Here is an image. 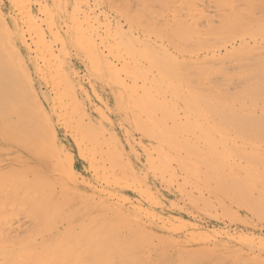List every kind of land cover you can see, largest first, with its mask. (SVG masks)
<instances>
[{
	"label": "rangeland",
	"instance_id": "374dc122",
	"mask_svg": "<svg viewBox=\"0 0 264 264\" xmlns=\"http://www.w3.org/2000/svg\"><path fill=\"white\" fill-rule=\"evenodd\" d=\"M41 1L42 0H29V1L28 0H9V2H8V0H0V16H1L0 19H3L4 21H6L9 25V27H7V28L3 26L0 33L2 35L5 34V35H3V38L9 37V42H8L9 46L8 47L6 46V47H7V49L12 48L9 50L8 56L10 57V60L13 62V64L15 63L14 64L15 70L16 71L18 70L20 72L19 75L23 76V77H21L23 80H26L29 78L28 80H26V82L29 81V83L30 82L34 83L37 90L39 91V92L37 91L38 92L37 95H35L33 97L30 95L31 97L28 96V98L26 97V99H27L28 103H30L29 109L38 113L39 121H41L40 125L42 126V128L40 127L41 129L39 131V133L41 135L38 136L39 142H40V147H42L40 149V151L42 153L41 168L43 169L44 165L49 166V163H51V164L53 163L52 164L53 169L55 167H59L56 159H59L60 156L65 154L66 151L68 153L72 154V158H71L72 167L76 172L75 173L70 172V162L68 161V159H65L66 161L63 163V166L61 168L62 169L61 172H58V170H57L56 172H52V173H50V175H48V176H50V178L52 180H54L53 183L55 184V186H54V184H53V186L51 184V187L49 189L50 194L52 195L55 193L54 197H58L57 199L61 200L62 194L67 192V190H68L69 191V192H67L68 196H72V194L75 197L78 196V194H80V195L84 194L85 197H87L89 195H93L96 199H98V197L106 199L108 203L111 202V200H110V198H111L112 202L110 204H116V202L118 201V204L121 205L122 207H118L119 209H117L118 211H116V212L120 213V216L122 218V222H124L123 226L126 225L125 229H123L124 231H127L128 229H130L128 226L134 225L137 227V231L141 232L142 229H144L143 227L146 226L148 228L147 232H149V234L151 233V235H152V233L153 234L157 233L158 237H159V235H162V236L164 235L163 237L167 236L169 239V244H167L166 246L160 245L163 237L160 238L159 241L157 238H155L153 236L151 237V235L149 236V237H151V239L148 238L145 235V233L148 234L146 232L147 228L145 227L143 237H144V235L147 237V239H146L147 243L149 242V240H151V242L148 244L149 246L144 247V248H148V247L150 248V247H154V246L155 247L156 246H162V247H165L164 252H166L168 254L170 253L169 255L176 254V255L181 256V257L182 256L183 257L190 256V255L193 256L194 254H190V253L195 252L198 254L197 258H200V257H202V254H203L204 256L202 258H200L201 260L199 262L197 261L196 264H201V263L202 264H212V262H214L216 260L219 261L218 258H220L219 262H221V263L217 262L218 264H227V263L228 264H237L239 262L242 263L244 260L243 259L244 257H245V259L247 258L248 261H250L251 260L250 257L252 256V253H251L252 248H255L258 251L257 255L259 256L257 259V264L258 263L263 264L264 263V257H260V256L262 254H264V248H263L264 247V207L261 205V203L258 204V206H257L258 209L256 207H254L256 212L260 214L257 216V213H255V211L253 210V207H251V205H250L252 203L251 199H250V197L252 198L251 190L248 188H247V190H245L249 196L246 195L247 193L245 194V192H243V189L240 191L236 190L237 191L236 192L237 193L236 202H230L226 199V197L222 198L218 195L217 198L224 201L223 203H225V206L227 207L226 208L223 205V203L215 197L216 195L214 196L213 194H211L212 193L211 183L209 182L206 185H203V180H201V178H202V175L204 176V172L192 170V168H190V166L193 165V163H196V160H194V157H196V155H197L196 158L200 159V157L202 155L201 150H203V147L198 146L197 147L198 151L197 150L185 151V153H187L186 160L190 165L187 164L189 166V168L187 166L186 167L187 169H183L174 159L167 160L164 162V160H159L158 158H156L158 151L156 149L153 150L152 147L149 146L150 144H148V143H150L151 140H149V135L145 131V127L148 128L149 130H151L153 135L155 134L158 137H162L164 134V131L166 130L167 123L172 128H173V126H176L177 123L179 125H182V126H188V124H189V125L193 126L194 129L196 126H199L201 116L197 113V108L199 107V105H201V102L198 103V100H196L195 97H197V99H198L199 93L204 94L203 93L204 91H200L199 86H198V88H195V89L193 88L195 86V85L192 86L193 82H195L194 79L197 77H195V78L193 77L194 79L191 78V80L192 79L194 80L192 82V85H191L192 87L188 83L189 79L187 78V76H186V78L188 80L185 78V80H187V81H185V83H184V79H182L184 76L182 75L183 77H181V74L185 75V73H181L182 70L180 72L179 67L182 66V69H185L184 64L186 67V63L188 64L191 62V65H190L191 68L193 65L195 67V68L191 69V71H194L193 74L195 76H201L200 80L203 81V84L204 83L206 84L209 81L208 80L209 76L212 74V73H210V72H212L210 69L212 67L208 68L209 73L207 71H205L204 73H202L203 71H200L202 74H204L203 75L204 78H206L210 74L206 78V80L204 81L203 80L204 78L202 77V75H199V70H198L199 68L197 66L204 64L205 60L203 61L202 59L208 58L205 62L207 65L210 64L209 66H213L212 69L215 68L214 71H216V67L219 66L218 71H220L219 69H221V71L223 69V71H224L225 70L224 67H226V68L228 67V70L230 69V70H232V72L226 73V75L224 76L225 78L220 77L221 80L218 79L219 74L215 75V78H214L215 82L217 81L216 77L218 76V78H217L218 81L219 80L222 82H223V80L226 81L225 83L223 82L224 84H226L225 86L223 83H222V85H219L220 84L219 83L217 87H215L214 85H208V86L205 85L206 88L207 89L211 88L212 91L214 89H217L216 91L219 92V90L220 89L222 90L223 87H224V89H227L225 87L228 86V84H229L228 87L230 89V83H228L229 82L228 77L230 76V74L233 73L232 67H234V70L238 68L237 66H236L237 68L235 67V64L237 65V63H238V65H240L241 62L246 63L249 61V62H252V66H253L254 63H258V62H256V58H257L256 56H255V58L252 56L253 57L252 61H250V60L247 61L245 56H242V57H244V58H242L244 60L240 61V58H239L238 59L239 62L238 61L236 62L237 58L231 57L230 56L231 54L229 55V53L233 52L235 47H236V50H238L240 47H242L240 45V42H239L240 38H242V37H237L239 35L244 36L246 39H248V42L246 43L247 46L245 45V48L246 47L247 48L243 51V53L245 51H246L245 53H247V51H248V53H250L251 52L250 50H252L251 47L255 46V49H256V45H260L261 47H263L262 45L264 44L263 43L264 42V36H263L264 35V14H263L264 13V6H263L264 4L263 5L260 4L259 1H261V3H262V1L264 2V0H259V1L256 0L255 1L256 5H257V2H259L258 3L259 7L257 6L258 8L255 7V5L251 2V4L254 6V9H251L252 14H254V15H251L250 9H249L250 10L249 12H248V10H246L247 14L243 12V10L250 8V7L246 8V5L249 4V0H244V1L243 0H239V1L238 0H233V1L232 0H216V2L218 1L217 4H219L222 7V9H224L225 13L230 12V17L232 16V18H230L228 15L227 16L229 19L233 20L232 22H234L235 25L237 23L236 18L239 19V23H237V27L238 26H241V27H240V29L238 28V32L235 29V28H237V27H235V25H232V26L229 25V24H234V23H229L228 22L229 20H227V22H226L227 16L226 17L224 16L225 18H222V19H220V17L218 18L216 16V18H215V16H213V13L211 12L214 9V6L212 5V0H203L207 10L210 11V12L208 11L210 13L208 15L213 16V18L208 17L209 19L207 18V16H205L207 11L202 12V14H201V12H199L198 10H194V11H190V12L187 10L188 6L192 7L193 4L199 5L198 2L200 0H191V1L190 0H43L42 2ZM252 1H254V0H252ZM120 2H121V4H120ZM229 2H232V3H229ZM244 2L245 3L247 2V4L245 5ZM227 3H229V4H227ZM24 5H25V7H24ZM261 5H262V7H261ZM28 6L30 7V9ZM87 8L89 11L87 10ZM251 8H253V7L251 6ZM28 9L30 12L28 11ZM71 9H72V11H71ZM139 11H141V12H139ZM196 11H197V13H196ZM185 12H189V13L186 14ZM191 12H193V13H191ZM198 12H199V15H198ZM21 13H23V14H21ZM18 14L20 15V17H18L19 16ZM234 14L236 15V17ZM258 14H259V16H258ZM70 16H72V17H70ZM172 16H174V17H172ZM30 17H31V19H30ZM182 17H183V19H182ZM251 17H253L252 20L254 19V22H251ZM260 17H261V19H260ZM30 20L32 21V23ZM182 20H183V22H182ZM211 20L214 21V24ZM261 20H263V21H261ZM173 21H175V22H173ZM215 21H216V23H215ZM219 21H220V23H218ZM248 21L251 24H249ZM26 22H27V24H26ZM116 22L118 24L120 22L121 23L118 25V24H115ZM209 22L212 23V25H213V28L212 29L210 28L212 31L211 30L210 31H211V33L214 32L210 35L215 36L218 33L217 35L221 34L220 35L221 37L216 35V37H217L216 41L217 42L212 37L205 39L206 41L203 40V42H202V40L200 41V39H198V41H197V38H195V36L200 37L202 39V38H205L207 36L206 34H209L210 31L207 30L209 25H211ZM222 22L223 23L226 22L225 23L226 25L224 24L225 26L229 25V27L231 26V28L234 27L233 30H236V31L234 32L232 30L233 32L231 33L229 27H228V30L223 28L224 25H221L223 27H220L219 24H222ZM93 23H95L96 25L95 24L93 25ZM179 23H181V24H179ZM186 23L188 25H186ZM190 23H191L192 27L197 26L198 28H200L199 29L200 35L197 34L199 31L198 28H195V27L192 28L191 26H189ZM198 23H200V24H198ZM247 23H248V25H246ZM261 23H263V24H261ZM4 25H6V24L4 23ZM15 25H16V27H15ZM78 25H80V26H78ZM103 25H104V27H103ZM114 25H115V28H114ZM204 25L206 26V29H205ZM242 25H245L247 29L249 28L248 31L245 30L246 28ZM159 26H160V28H159ZM97 27H98V29H97ZM214 27L215 28L217 27V29H219V31H217V29H215L216 30L215 31ZM218 27H220L222 29L220 30V28H218ZM93 28H94V30H93ZM127 28L130 30H127ZM180 28L183 29V31L179 30ZM201 28H203V29H201ZM250 28H252V29L250 30ZM82 29L84 31H82ZM196 29L198 30L197 33L195 31ZM177 30H179V31L176 32ZM131 31L133 33H137V34H133ZM159 31H161V32H159ZM184 31L186 34L189 32L191 36L190 35H189V37H188V35L186 36L187 42L184 43V41H185L184 40L182 42L183 47L180 48L178 45L179 41L186 38L183 36V35H185ZM207 31H208V33H207ZM220 31H221V33H220ZM250 31H251V33H250ZM130 32L132 33L131 35H130ZM165 32H168V34L171 35V37H169L168 41L170 40V38L176 39L173 41H174V44L179 47V48L177 47L178 49L176 47L173 48L175 50L172 49V47L169 44V42H172V39H171V41L167 42L166 39L168 38L167 37L168 34L165 36L164 35ZM180 32H181L180 36L182 37V39L178 38L179 34L177 35V33H180ZM118 33H119V35H118ZM182 33H184V34H182ZM191 33H193L194 36ZM195 33H196V35H195ZM202 33H204L205 35L204 34L201 35ZM18 34H20V35H18ZM104 34L107 36L108 39L106 38V36ZM175 34L177 36H175ZM233 34H234V37L232 36ZM126 35L128 37H126ZM134 35H136V36H134ZM140 35H142V36H140ZM225 35H226V37L228 35L232 36V37H228V38H230L229 39L230 41L226 40V42H225V40L223 41V40L219 39V38L223 39L222 36H225ZM235 35H237V36H235ZM245 35L248 36L250 39L247 38ZM252 36L255 38H253ZM207 37H209V36H207ZM54 38H55V40H52ZM233 38H235V39H233ZM153 39H155V40H153ZM179 39H181V40H179ZM252 39H254L255 41L254 40L252 41ZM138 40H140L142 42H140ZM211 40H212V42L214 41L213 44H212ZM53 41L55 42V44ZM204 41H205V43H204ZM233 41H234V44H233ZM84 42H85V44H84ZM219 42L220 43L222 42L223 44L220 45ZM10 43H12V45ZM250 43H252V44H250ZM261 43H263V44H261ZM171 44H173V42ZM14 45H15V47H14ZM53 45L56 47H54ZM58 45L60 47H58ZM210 45H213V47H209ZM62 46H63V48H62ZM92 46H93V48H92ZM188 46H195V47H188ZM220 46H222V47L220 48ZM225 46H227V47H225ZM231 46H233V47H231ZM260 46H257L258 51L262 50V52H263L264 48L259 50ZM208 47H209V49H208ZM223 47H225L226 49L225 48L223 49ZM55 48H57V49L60 48L59 49L60 51L55 49ZM109 48H110V50H109ZM198 48H199V50H198ZM123 49H124V51H123ZM184 49L191 50L192 53H191V51L189 52L188 50L186 51ZM218 49H219V52H216V51H218ZM240 49H242V48H240ZM91 50H92V52H91ZM148 50H149V52H151V54L148 52ZM200 50H202V51H200ZM211 50H214L217 54L212 55ZM222 50H225V51H222ZM236 50H235L236 53L234 52L233 54L237 55ZM10 51L12 54H14L13 51H17L16 54L18 55V61H17V56L13 55L14 56V58H13ZM31 51H33V52H31ZM141 51H143V52H141ZM206 51H207V54H209L207 56H206ZM19 52H21V54H22V55H20L21 56L20 58H19V54H18ZM95 52L97 54H95ZM105 52H107V53H105ZM124 52H126L127 54ZM131 52H132V54H131ZM187 52H189V53H187ZM240 52H242V50H240ZM240 52L238 54H241ZM155 53L159 54V55L157 56ZM195 53H196V55H195ZM201 53L202 54L205 53V54L201 55ZM225 53H227V55L229 57H226V59L223 58V59H225V60H223L221 58V55L223 57V55H226ZM263 53H259V54H263ZM28 54H30V55L28 56ZM85 54H86V57H85ZM140 54L142 55V57L140 56ZM178 54H180L182 56H180ZM252 54H254V55L257 54V56H258V52L252 53ZM199 55H201V56L199 57ZM241 55H239V56L241 57ZM57 56H58V58H57ZM96 56H98L99 58ZM184 56L185 57L188 56V57L185 58ZM248 56H249V54H248ZM261 56L262 55H260V57ZM59 57H61V58L63 57V58L59 59ZM158 57L159 58L162 57L163 59H161V60H163V61H161ZM213 57H214V59H212ZM216 57H220V59H222V61H218L219 58L217 59ZM237 57H238V55H237ZM260 57L257 58V61L259 59L260 62H261V60L264 62V60L262 59L263 57H261V58ZM95 58H97V59H95ZM107 58H109V59H107ZM121 58H123V59H121ZM132 58H134V59H132ZM151 58H154V60H155L154 64H153L154 60ZM198 58H199V60H198ZM99 59H100V61H99ZM110 59H111V62H110ZM186 59H187V62H186ZM245 59H246V61H245ZM250 59H251V57H250ZM254 59H255V62H254ZM20 60H22V61H20ZM97 60H98V62H97ZM166 60H168L169 64L167 63ZM193 60H196L197 64ZM201 60L203 61V63ZM36 61H38V62H36ZM129 61H133V62H129ZM176 61H180L181 62L180 64H182V65L178 67L179 63ZM39 62H40V64H39ZM108 62H110V64ZM163 62H165V63H163ZM198 62H201V63H198ZM249 62L246 63V65L249 64ZM20 63H24V64H20ZM122 63H125V65ZM62 64H63V67H62ZM150 64L154 68H152V66ZM156 64L160 65L161 68L163 66L164 67L163 71L165 70L164 72H166L167 70H170L171 72H169V71H167L166 73L162 72L161 68L158 69V66L157 67L155 66ZM220 64H222V65H220ZM224 64H225V66H224ZM138 65H140V66H138ZM243 65L245 67L244 66H242L243 68L241 66H240L241 68L239 67V70L240 71L242 70V74H244L243 71H245V69H246V65L245 64H243ZM263 65L264 64H262L260 66V68L256 69L255 71L259 70V72H260ZM143 66H146V67H143ZM166 66H167V69H165ZM187 66H189V64ZM221 66L223 68H221ZM126 67H129V69ZM141 67H142V69H141ZM204 67L206 69V66H204ZM204 67H201V68H204ZM106 68H107V72L110 70L109 72H111V73H109V74H111V76H107ZM186 68L188 70V67H186ZM253 68H254V66H253ZM263 68H264V66H263ZM132 69H135V70H132ZM148 69H149V71H148ZM153 69H155V70H153ZM205 69H203V70H205ZM228 70H225V71H228ZM239 70H235L234 71L235 74L237 73V75H238ZM135 71H136V73H135ZM196 71H197L198 75H196L197 74ZM17 72H15L16 76H18ZM151 72H152V74H151ZM220 72H218V73H220ZM259 72H258V76L260 75ZM65 73L67 74V77L69 76L68 77L69 79L66 77ZM186 73L190 74L191 72L189 73L186 71ZM206 73H208V74H206ZM240 73L241 72H239V75H240ZM120 74H121V76H120ZM149 74H151V76ZM214 74L211 75V77H210L211 81L213 80L212 77H214ZM173 75H175V76H173ZM149 76H150V78H149ZM154 76H156V77H154ZM172 76L174 78L176 77V79H173ZM221 76H222V74H221ZM242 76H244V75H242ZM251 76H252V74H251ZM253 76H255V75L253 74ZM253 76L251 78V77L246 76V74H245L244 77L245 78L248 77L246 79L252 80ZM120 77H121V81H120ZM124 77H126V78H124ZM127 77H129V79H127ZM230 77H233V76H230ZM234 77H235V75H234ZM244 77L243 78L240 77V79L243 80L244 83H245V81L248 82V80H246ZM107 78H109V79H107ZM149 79L152 81H150ZM230 79H231V81H233V79L235 80L231 83L232 88L237 86V85L239 87V86H242L240 84H244L240 79H238V78L236 79V77L233 79L232 78H230ZM69 80H70V82H68ZM148 80L152 83H150ZM172 80H174V81H172ZM227 80H228V82H227ZM119 81L121 83H119ZM197 81H199V80H197ZM238 81H240L239 84H238ZM136 82L138 83L137 84L138 90L141 91L142 93L141 92L139 93V91L136 92L135 87L133 88V86L131 85V84L136 83ZM114 83H116V84H114ZM213 83H211V84H213ZM216 83H218V82H216ZM216 83H215V85H217ZM233 83H234V86H233ZM249 83H251V82H249ZM22 84L25 85V88L27 89V93H28V84H26L25 81H24V83L22 82ZM118 84H120L121 86ZM184 84H186L188 87ZM196 84H199V83L196 82ZM71 86H73V88ZM205 86L202 85V87H204V88H205ZM82 87H85V88H82ZM141 87H143V89ZM151 87H152V89H151ZM157 88H162L163 95L160 94L158 96H155L156 95L155 91L157 90ZM239 88H241V87H239ZM123 89L126 91H124ZM133 89H134V91H133ZM148 89L151 91V94L156 99L150 94V91ZM191 89H193L194 91ZM197 89H199V90H197ZM229 89H227V90H229ZM221 90H220V92H221ZM234 90H238L237 87ZM48 91H49V93H48ZM131 91H133V93ZM185 91H186V93L189 92L191 94V99H189L191 102L188 100V98H186ZM212 91L209 90V92H212ZM224 91L226 92V90H224ZM232 91L229 90L230 93H233V92L237 93L238 92V91L237 92L236 91L232 92ZM222 92H223V90H222ZM133 94H134V96H133ZM144 95H145V98H144L145 100L142 99L143 97L141 98V96H144ZM149 95H151L150 97L152 98V101H154L156 104H152L153 102L150 103L151 101H149L150 100ZM178 95L180 96V98H178L179 97ZM132 96H133V98H132ZM172 96H174V97H172ZM36 97H37V99H36ZM88 97H89V100H88ZM120 98H122V99H120ZM138 98H139V100H138ZM163 98H164V100H163ZM167 98L168 99L170 98V99L168 100ZM185 100L187 102H190L189 105H191L193 107V110L191 111V113L185 114L184 111H182V110H185L184 106H186L188 104L187 102H185ZM199 100H201V99H199ZM77 101H78V104H77ZM144 101H146V102L148 101V103H145ZM164 101H165V103H163ZM36 102H38V103H36ZM160 103L162 105H164L163 108L165 110H163V111L164 112L166 111L167 115L165 113H162L163 111L162 112L160 111L162 109V108H160V107H162L161 105L158 107L160 110H157L158 108H156L157 106H155V105H157V104L159 105ZM171 103H172V106L170 107ZM177 103L179 106H177ZM136 104L141 106V111H140L141 114H137L135 116L133 114L132 108ZM146 104L147 105L149 104L150 106H147ZM173 104H176V105H173ZM122 105H123V108H122ZM167 106H169V107H167ZM152 107H155V109L157 111H160V112L159 113L157 111L154 112V110L150 109ZM179 107H181V109ZM82 109L84 112L82 111ZM49 110H51L50 111L51 113L49 112ZM173 110L175 111V113H178L177 117L175 116V113L173 112ZM128 111H129V113H128ZM39 112H40V115H39ZM46 112H48V114ZM170 112H171V114H170ZM11 113H12L13 119H17L14 116L13 111H11ZM151 113L153 116L151 115ZM159 114L162 116V119H160L161 116ZM43 115L54 126V127L52 126L53 129L48 128V126L45 123V117ZM84 115L85 116L87 115V116L85 117ZM164 115L167 116L168 120L166 119V117ZM171 115L173 117V118H171L172 119L171 121L172 122L176 121L177 123H172V122H171V124L169 123V120H170L169 118L171 117ZM173 115L175 116V119H174ZM47 116H49V117H47ZM158 116H159V118H158ZM168 116H170V117H168ZM189 116L191 119L189 118ZM42 117H43V121H42ZM50 117H51V119H50ZM86 118H87V120H86ZM131 118H132V120H131ZM156 118L159 121L160 120L161 121L157 122L158 120H156ZM178 118H179V120H177ZM208 118H210V117H208ZM100 119H101V122H100ZM173 119H174V121H173ZM147 120L150 121L151 123L148 122ZM162 120L164 121V123ZM87 121L89 124L90 123L92 124V127H88L89 124H87ZM111 121H112V123H110ZM183 121L186 125H184V123H181ZM85 122H86V124H85ZM165 122H167V123H165ZM133 123H135V124H133ZM155 123H156V125H155ZM94 126L96 127V129ZM118 126H119V128H118ZM93 127L95 130H91V129H93ZM136 127H138V128H136ZM142 127H143V129H142ZM124 129H127V130H124ZM11 131L12 130H10V133H11ZM46 131H48V133ZM85 131H87V132H85ZM13 132H14V134H19L20 136L23 133L20 130H13ZM95 132L97 133L99 140H97V139L95 140L94 138H96V137L91 138L93 136H96ZM10 133L8 132V130L0 129V144H2V142L5 141V139H9V141L14 140V138H12L13 136L11 137L12 134H10ZM109 135H110V137L113 136L115 138L111 141L108 138ZM43 136H44L45 140H43V138H42ZM175 136H176V133H175ZM133 137H134V139H133ZM136 137H137V139H136ZM10 138H12V139H10ZM105 138H107V139H105ZM116 138H118L120 140L121 144H120L119 140ZM100 140H102V141H100ZM52 141H53V143H52ZM91 141H92V145L90 144ZM100 142L103 144H100ZM263 142H264V140H263ZM97 143L100 145H98ZM109 143H111L110 144L111 147L116 148L115 149V151L117 150L116 154H115L116 156L114 155L113 157H109L107 155H104L105 154L104 151L106 149V146ZM114 145H117V146H114ZM2 146L5 147L3 144L0 145V150L2 149V151H3V152L1 151L0 154H4V152H5V149ZM238 146H241L240 148L245 147V148H242L240 150H242V154H244V158L246 160L242 157V155L241 156L235 155V156H231V157L229 156V158L225 157L222 161L223 168L226 171H230L231 173L238 172L239 166H241L242 164L245 165V164H247V162H250V160L248 161V156L245 157V154H248V152H249L248 144H244V145L239 144ZM117 147H118V149H117ZM135 147L142 154L140 160H138V161L136 160L134 153L132 152V150ZM148 149L150 151L147 153ZM128 150H130V151H128ZM144 150H145V152H144ZM154 152H156V153H154ZM122 153H125V154H122ZM147 154L152 156V158L154 160L148 161L146 158ZM124 155H126V157ZM61 157H63V156H61ZM106 157H108V158H106ZM103 158H106V159H103ZM111 158L119 159L120 162H117V161L114 162ZM126 159L129 160V162L131 164L128 163V161ZM155 164H156V166H155ZM230 164L232 166H230ZM115 168H116V171H115ZM134 168H135V170H134ZM137 169H139V170H137ZM140 171H142V172H140ZM185 171H186V173H185ZM190 172H192L193 174ZM136 176H138V177H136ZM139 176L142 178H140ZM148 176H150V177H148ZM65 177L69 178V179L71 178L76 183L62 184V183H66V181L64 180ZM191 178H193L194 180ZM97 180H99V181H97ZM142 180H143V182H142ZM191 181H193L194 184H193V182L191 183ZM88 184H90V185H88ZM117 184L118 185L120 184V185L118 186ZM148 184H149V186H148ZM227 184H229V183H227ZM192 186H194V187H192ZM52 187H53V189H52ZM56 187L57 188L59 187V189H56ZM63 187H64V189H61ZM65 187H67V188H65ZM163 188H165V189H163ZM51 189L53 191H51ZM72 189H74V190H72ZM181 189L184 192L187 191L186 193L190 192L189 193L190 196L185 194ZM209 189H211V190H209ZM71 191L74 193H72ZM67 193H65V194H67ZM119 193H121V194H119ZM123 193H125V195ZM182 193H183V195H182ZM195 193H196V195H195ZM100 195H102V196H100ZM255 195H257V194H255ZM124 196H125V198H124ZM191 196H193V197L191 198ZM244 196H246V197L248 196V198H246ZM194 197H197L198 199L194 198ZM238 197H239V199H238ZM253 197H255L254 194H253ZM64 198H65V196H64ZM171 198L173 200H170ZM256 198H257L256 200L258 202H260L261 196L257 195ZM191 199H192V201H191ZM248 199L250 200V204H249ZM203 200L207 201L208 204L212 203V205L215 207L214 208L210 207L211 204L208 206L207 204H205V202ZM254 200H255V198H254ZM256 200L253 203H255ZM146 202H148V203H146ZM230 203H232V204H230ZM238 203H239L240 207L238 206ZM203 204L206 208L203 206ZM198 205H200V206H198ZM68 206L73 207L74 203H71ZM170 206H172V208ZM63 207H67V206H63ZM127 207H129L130 209ZM221 207H222V209H221ZM109 208L112 211L113 207L112 208L109 207ZM193 208H195V209H193ZM120 209H122V210H120ZM205 209H206V211H205ZM220 209L224 210L226 212H228V210H229L228 214L231 216L233 215L234 218L236 216V218L233 219L232 217H228V215L227 216L224 215L223 214L224 211H221ZM133 210H135V212ZM153 210H155V211H153ZM232 211H235V213L233 212L234 214H231ZM238 211H239V213H238ZM261 211L263 213H261ZM137 212L139 215H137ZM203 212H205L206 214ZM221 212H223V213H221ZM15 213H14V215L12 214V216H11L12 221L10 220V222H7L6 224L8 225V223H10L9 225L12 224V225L16 226L15 228H12V233H14L15 235L18 234L16 232L17 230L20 231L21 228H24V230L22 229L23 230L22 233H20L21 235H23V233L26 231L25 228L26 227H27V229L29 228L28 227L30 225L29 218H31V217L28 216L27 214H26L27 216L24 215V216L20 217V215L18 214L19 215L18 217L20 218L19 219V218H17V215ZM19 213L22 214L23 212L20 211ZM169 213H172V214H169ZM23 214H25V213H23ZM164 215H165V217H164ZM13 216H16L15 217L16 221L18 219V222L20 220H21V222H23L22 226L18 222H16L18 224H16V223L13 224V222H15L14 221L15 218ZM237 216H238V218L241 217L243 219V220H241V221H243L242 223H239L240 221H238L239 219L237 220ZM24 218H27V219H24ZM158 219H160V220H158ZM26 220H28V221H26ZM146 221H147V223H145ZM137 222L141 223V225H139V224H138V226L135 225V223H137ZM27 223H29L28 226H27ZM243 223H244V225H243ZM23 224L24 225L26 224L25 225L26 227H24ZM250 224H252V225H250ZM63 225H65V221L64 222L60 221L59 223H57V225L55 227L56 230L59 232L63 231L66 228V226H65V228L63 229V227H64ZM17 226H20L21 228H18ZM149 227L151 230L149 229ZM126 228H128V229H126ZM166 228H167V230H166ZM196 228H198V229H196ZM30 229H31V226H30L29 230ZM186 229H187V231H186ZM155 230L158 232H156ZM159 232H161L162 234H160ZM169 233H170V235H169ZM234 233H236V234H234ZM171 235L175 236L176 238L172 237ZM17 236H20V235L18 234ZM248 236L249 237L251 236V237L249 238ZM200 239H202L203 241ZM204 239H206L207 241ZM154 241H156V242H154ZM249 241H251V242H249ZM177 242H179L178 245H177ZM206 243H207V245L209 244L208 247L206 246ZM229 244H230V247H229ZM197 247H198L197 250H199V251L194 250ZM173 248L175 251L173 250ZM179 248H180V250H181V248H182V250L183 249H185V250L181 251L179 254V252H177L179 250ZM168 249L171 252H169V251L167 252ZM248 250L250 252H248ZM150 256L152 257V256H154V254L150 253ZM239 256H240V258L241 257H243V258L239 259L238 258ZM248 256H250V257H248ZM247 259L244 260V262L246 264H247ZM238 260H239V262H238ZM207 261H208V263H207ZM259 261H261V262H259ZM248 263L252 264L251 261Z\"/></svg>",
	"mask_w": 264,
	"mask_h": 264
},
{
	"label": "bare ground",
	"instance_id": "6f19581e",
	"mask_svg": "<svg viewBox=\"0 0 264 264\" xmlns=\"http://www.w3.org/2000/svg\"><path fill=\"white\" fill-rule=\"evenodd\" d=\"M29 1V0H28ZM43 1V0H42ZM41 1V2H42ZM191 1V0H190ZM233 1V0H232ZM239 1V0H238ZM244 1V0H243ZM256 0L254 1H250L249 0V4H247V2L245 3L246 5V8L247 7H250V8H247L245 10H243L244 13L247 14V11L248 12L251 10V9H254V6L251 4V2L255 5V7L258 6V3L260 2V4H264V2L262 1H259L257 2V5L255 4ZM9 2V0H8ZM11 2V1H10ZM78 2V1H77ZM218 2V1H217ZM216 0H212V5L214 6V9L211 11L213 13V16H216L220 19L222 18H225L227 15L230 17V12L229 13H225L224 9H222V7L217 4ZM228 2V1H227ZM38 3V2H37ZM45 3V2H44ZM79 3V2H78ZM229 3H232V2H229ZM227 3V4H229ZM121 4V2H120ZM128 4V3H127ZM199 5H192L191 6H188L187 10L190 12V11H194V10H198L199 12H206V15L207 18L209 17H212L213 16H210L208 14H210L209 10H207L206 6H205V3L203 0H200L198 2ZM234 4V3H233ZM237 4V3H236ZM43 5V4H42ZM64 5V4H63ZM261 5V7H262ZM251 6L253 8H251ZM264 6V5H263ZM25 7V5H24ZM29 7V6H28ZM125 7V6H124ZM234 7V6H233ZM259 7V6H258ZM257 7V8H258ZM58 8V7H57ZM64 8V7H63ZM236 8V7H235ZM239 8V7H238ZM30 9V7H29ZM28 9V11H29ZM60 9V8H59ZM229 9V8H228ZM250 9V10H249ZM14 10V9H13ZM22 10V9H21ZM88 10V8H87ZM59 11V10H58ZM70 11V10H69ZM72 11V9H71ZM89 11V10H88ZM209 11V12H208ZM2 12V11H1ZM9 12V11H8ZM7 12V13H8ZM30 12V11H29ZM28 12V13H29ZM60 12V11H59ZM141 12V11H139ZM189 12H185L186 14L189 13ZM199 12H198V15H199ZM260 12V11H259ZM49 13V12H48ZM72 13V12H71ZM193 13V12H191ZM197 13V11H196ZM241 13V12H240ZM251 15H254L252 14V10H251ZM249 13V14H250ZM23 14V13H21ZM73 14V13H72ZM76 14V13H75ZM78 14V13H77ZM84 14V13H83ZM185 14V15H186ZM200 14V15H201ZM205 14V13H204ZM264 14V13H263ZM12 15V14H11ZM17 15V14H16ZM19 15V14H18ZM30 15V14H29ZM90 15V14H89ZM138 15V14H137ZM184 15V14H183ZM191 15V14H190ZM196 15V14H195ZM235 15V14H234ZM88 16V15H87ZM204 16V17H205ZM225 16V17H224ZM227 16L226 18V22L227 20H229L228 22L229 23H234L232 22L233 20L232 19H229ZM250 16V15H249ZM248 16V17H249ZM259 16V14H258ZM261 16V15H260ZM1 17V16H0ZM20 17V15L18 16ZM22 17V16H21ZM32 17V16H31ZM30 17V19H31ZM72 17V16H70ZM89 17V16H88ZM174 17V16H172ZM191 17V16H190ZM201 17V16H200ZM236 17V15H235ZM254 17V16H253ZM251 17V22H254V19L252 20ZM91 18V17H90ZM89 18V19H90ZM136 18V17H135ZM185 18V17H184ZM208 18V19H209ZM232 18V16L230 17ZM244 18V17H243ZM255 18V17H254ZM257 18V17H256ZM263 18V17H262ZM20 19V18H19ZM28 19V18H27ZM88 19V20H89ZM183 19V17H182ZM201 19V18H200ZM234 19V18H233ZM248 19V18H247ZM261 19V17H260ZM259 19V20H260ZM11 20V19H10ZM40 20V19H39ZM79 20V19H78ZM87 20V21H88ZM91 20V19H90ZM146 20V19H145ZM148 20V19H147ZM206 20V19H205ZM237 20V23H239V19L236 18ZM27 21V20H26ZM31 21V20H30ZM52 21V20H51ZM76 21V20H75ZM83 21V20H82ZM141 21V20H140ZM150 21V20H149ZM177 21V20H176ZM192 21V20H191ZM212 21V20H211ZM210 21V22H211ZM263 21V20H261ZM119 22V21H118ZM145 22V21H144ZM175 22V21H173ZM183 22V20H182ZM198 22V21H197ZM209 22V23H210ZM213 24H214V21H212ZM225 22V23H226ZM247 22V21H246ZM4 23L6 25H4ZM32 23V21H31ZM71 23V22H70ZM77 23V22H76ZM83 23V22H82ZM121 23V22H120ZM119 23V24H120ZM161 23V22H160ZM185 23V22H184ZM216 23V21H215ZM220 23V21L218 22ZM225 23L222 22V24H219L220 27H223L221 25H224ZM228 23V24H229ZM237 23L235 25L234 24H229V25H235V27H237ZM249 24H251L249 21H248ZM248 23L246 25H248ZM27 24V22H26ZM95 23H93L94 25ZM115 24H118L117 22ZM118 24V25H119ZM176 24V23H175ZM181 24V23H179ZM200 24V23H198ZM207 24V23H206ZM211 25H209V27L207 28V30H211L213 28V25L212 23H210ZM263 24V23H261ZM260 24V25H261ZM82 25V24H81ZM96 25V24H95ZM105 25V24H104ZM103 25V27H104ZM131 25V24H130ZM148 25V24H147ZM173 25V24H172ZM186 25H188L186 23ZM207 25V26H208ZM226 25V24H225ZM224 25V29H227L228 30V26H225ZM239 25V24H238ZM255 25V24H254ZM4 27H9L8 23L6 21H4L3 19H0V31L2 30V28ZM80 26V25H78ZM99 26V25H98ZM122 26V25H121ZM191 26V23L190 25ZM212 26V27H211ZM231 26L229 27L231 33L234 31L237 30L238 32V28L240 29L241 26H238L237 28H235L236 30H233V28H231ZM246 28L245 25H242ZM16 27V25H15ZM51 27V26H50ZM84 27V26H83ZM87 27V26H86ZM94 27V26H93ZM106 27V26H105ZM120 27V26H119ZM132 27V26H131ZM163 27V26H162ZM192 27V26H191ZM190 27V28H191ZM195 28H198L197 26H194ZM192 27V28H194ZM205 29H206V26L204 25ZM203 27V28H204ZM218 27V28H220ZM248 27V26H247ZM263 27V26H262ZM82 28V27H81ZM102 28V27H101ZM114 28H115V25H114ZM118 28V27H117ZM160 28V26H159ZM174 28V27H173ZM189 28V29H190ZM201 28V29H203ZM211 28V29H210ZM253 28V27H252ZM250 28V30L252 29ZM64 29V28H63ZM75 29V28H74ZM98 29V27H97ZM125 29V28H124ZM188 29V28H187ZM200 28H198L199 30ZM217 29V27L215 28L214 27V30ZM222 28H220L221 30ZM244 29V28H243ZM249 29V28H248ZM248 29L246 28L245 30L248 31ZM254 29V28H253ZM10 30V29H9ZM94 30V28H93ZM105 30V29H104ZM121 30V29H120ZM127 30H130L127 28ZM179 30H182L183 29H179ZM179 30H177L176 32H178ZM197 29L195 30L196 33L198 31ZM233 30V31H232ZM43 31V30H42ZM77 31V30H76ZM75 31V32H76ZM82 31H84L82 29ZM97 31V30H96ZM117 31V30H116ZM122 31V30H121ZM171 31V30H170ZM194 31V32H195ZM212 31V30H211ZM211 31L209 32V34H206L207 36L209 37H205V38H200V37H196L197 38V41L198 39H200V41L202 40H205L207 38H214L215 41L217 39L216 34L215 36H211L210 34L214 33ZM216 31V30H215ZM217 31H219V29H217ZM261 31V30H260ZM89 32V31H88ZM132 32V31H131ZM130 32V35L133 33ZM155 32V31H154ZM161 32V31H159ZM174 32V31H173ZM192 32V31H191ZM193 32V33H194ZM200 30L198 31L197 34L200 35ZM16 33V32H15ZM32 33V32H31ZM93 33V32H92ZM104 33V32H103ZM111 33V32H110ZM120 33V32H119ZM118 33V35H119ZM123 33V32H122ZM151 33V32H150ZM149 33V34H150ZM157 33V32H156ZM185 33V31H184ZM182 33V34H184ZM189 33V32H188ZM186 34L183 35L184 37H186L189 34ZM191 33L193 36L194 34ZM195 33V35H196ZM205 33V32H204ZM204 33H202L201 35H203ZM208 33V31H207ZM221 33V31H220ZM251 33V31H250ZM44 34V33H43ZM77 34V33H76ZM95 34V33H94ZM108 34V33H107ZM124 34V33H123ZM133 34H137V33H133ZM145 34V33H144ZM168 34V32H165L164 35L166 36ZM174 34V33H173ZM179 34V35H178ZM181 32L180 33H177V35L179 36L178 38H181L182 37L180 36ZM239 34V33H238ZM247 34V33H246ZM255 34V33H254ZM5 35V34H3ZM3 35L0 33V129H4V130H8V132L10 133V130L12 134L11 137L14 138L13 141H9V139H5V141L2 142V144L5 146L3 147L5 149V152L4 154H0V264H196V262L200 261L204 255L202 254V257L200 258H197L198 254L195 253V252H192L190 254H194L193 256L190 255V256H185V257H181V256H178L176 254L174 255H169L168 253L164 252L165 251V247H162V246H154V247H148V248H144V247H147L149 246L148 244L151 242V240H149V242L147 243V237L151 239V237H155L158 239L162 238L163 236L162 235H159V237L157 236V233H151L149 234L148 231V228L146 229V232L148 234L145 233V236L143 237V234H144V229L145 227H143L144 229H142V231H137V227L134 226V225H130L128 226L130 229H128L127 231H124L123 229H125L126 225L123 226V223L122 222V218L120 216V213H117L116 211H118L117 209H119L118 207H122L121 205L118 204V201L116 202V204H110L112 202V199L110 198L111 202L108 203L106 199L104 198H100L98 197V199H96L93 195H89L87 197H85V195H80L78 194V196H68V193L69 192L67 190V194L63 193L62 194V198L61 200L57 199L58 197H54L55 193L54 194H50L49 192V189L51 187V184L53 186V181L50 176V173L52 172H56L58 170V172H61L62 171V166H63V163L66 161L65 159H68V161L70 162V172L72 173H75L76 171L73 169L72 167V161H71V158H72V154L71 153H68L67 151L65 152V154L61 155L63 157H61L60 155V158L59 159H56L57 163H58V166L59 167H55L53 169L52 167V164L49 163V166L47 165H44V168L42 169L41 168V156H42V153L40 151V149L42 147H40V142H39V137L41 134L39 133L40 129L42 128V126L40 125L41 124V121H39V116H38V113H36L35 111H32L29 109V105L30 103H28L26 97L28 98L29 97H33L35 95L38 94V90L35 86L34 83L27 81L28 79L26 80H23L21 77L23 76H20L19 75V71L17 72L15 70V63L13 64V62L10 60V57L8 56V52L10 49L12 48H9L7 49V47L9 46L8 42H9V37L7 38H3ZM20 35V34H18ZM88 35V34H87ZM101 35V34H100ZM105 35V34H104ZM175 34V36H177ZM205 35V34H204ZM214 35V34H213ZM221 35V34H220ZM220 35H217V36H220ZM230 35V34H229ZM222 36L223 39L219 38L220 40H226L227 41H230L228 37H234V34L232 36ZM243 35V34H242ZM56 36V35H55ZM90 36V35H89ZM93 36V35H92ZM91 36V37H92ZM106 36V35H105ZM136 36V35H134ZM142 36V35H140ZM139 36V37H140ZM147 36V35H146ZM149 36V35H148ZM191 36V35H190ZM237 36V35H235ZM246 36V35H245ZM264 36V35H263ZM46 37V36H45ZM53 37V36H52ZM60 37V36H59ZM77 37V36H76ZM126 37H128L126 35ZM131 37V36H130ZM159 37V36H158ZM167 42L171 41L172 38H170V40L168 41L169 37H171V35H167ZM183 37V38H184ZM216 37V38H215ZM221 37V36H220ZM237 37H242L240 38L239 42H240V45L242 47V49H238L236 50V47L235 49L233 50V52L229 53V55L231 57H236V62L238 61V59L240 58V61L241 60H244L242 58V56H245V58L250 61L253 60V57L255 58V56L257 58L260 57V55H262L261 57H263L262 59L264 60V51L262 52V48H264V42L261 43L263 44L261 47L260 45H256V49H255V46L251 47L252 50H250L251 52L247 53H243V51L247 48H245V45L247 46V42H248V39H246L244 36H237ZM247 38H249L248 36H246ZM253 37V36H252ZM62 38V37H61ZM89 38V37H88ZM107 38V36H106ZM116 38V37H115ZM141 38V37H140ZM154 38V37H153ZM255 38V37H253ZM43 39V38H42ZM49 39V38H48ZM58 39V38H57ZM90 39V38H89ZM108 39V38H107ZM133 39V38H132ZM152 39V38H151ZM159 39V38H158ZM161 39V38H160ZM179 39V40H181ZM235 39V38H233ZM247 41H246V40ZM250 39V38H249ZM262 39V38H261ZM45 40V39H44ZM52 40H55L52 39ZM95 40V39H94ZM128 40V39H127ZM142 40V39H141ZM155 40V39H153ZM157 40V39H156ZM173 40H176V39H172V42L173 44H171L172 42H169L170 46L172 47V49L174 47H178L177 45L174 44V41ZM185 40V41H184ZM190 40V39H189ZM188 40V41H189ZM254 39H252L253 41ZM25 41V40H24ZM136 41V40H135ZM140 41V40H138ZM143 41V40H142ZM140 41V42H142ZM152 41V40H151ZM178 41V40H177ZM184 41V43L187 42V37L182 39L181 41H179L178 45L179 47H183L182 46V42ZM191 41V40H190ZM193 41V40H192ZM206 41V40H205ZM204 41V43H205ZM232 41V40H231ZM251 41V42H252ZM255 41V40H254ZM263 41V40H262ZM27 42V41H26ZM54 42V41H53ZM82 42V41H81ZM107 42V41H106ZM109 42V41H108ZM129 42V41H128ZM149 42V41H148ZM154 42V41H153ZM212 42V40H211ZM214 42V41H213ZM212 42V44H213ZM217 42V41H216ZM261 42V41H260ZM24 43V42H23ZM31 43V42H30ZM96 43V42H95ZM159 43V42H158ZM181 43V44H180ZM183 43V44H184ZM255 43V42H254ZM12 45V43H10ZM33 44V43H32ZM55 44V42H54ZM85 44V42H84ZM94 44V43H93ZM167 44V43H166ZM190 44V43H189ZM215 44V43H214ZM217 44V43H216ZM219 44H223L222 42ZM230 44V43H229ZM228 44V45H229ZM233 44H234V41H233ZM252 44V43H250ZM31 45V44H30ZM143 45V44H142ZM174 45V46H173ZM181 45V46H180ZM185 45V44H184ZM196 45V44H195ZM218 45V44H217ZM216 45V46H217ZM249 45V44H248ZM7 46V47H6ZM33 46V45H32ZM31 46V47H32ZM54 46V45H53ZM79 46V45H78ZM107 46V45H106ZM118 46V45H117ZM155 46V45H154ZM257 46H260L259 47V50L258 51V47ZM15 47V45H14ZM30 47V48H31ZM39 47V46H38ZM56 47V46H54ZM58 47H60L58 45ZM80 47V46H79ZM85 47V46H84ZM83 47V48H84ZM120 47V46H119ZM142 47V46H141ZM168 47V46H167ZM178 47V48H179ZM185 47V46H184ZM188 47H195V46H188ZM209 47H213V45H210ZM208 47V49H209ZM222 46H220L221 48ZM227 47V46H225ZM223 47V49L225 48ZM233 47V46H231ZM63 48V46H62ZM87 48V47H86ZM93 48V46H92ZM96 48V47H95ZM121 48V47H120ZM144 48V47H143ZM146 48V47H145ZM163 48V47H162ZM170 48V47H169ZM177 48V49H178ZM201 48V47H200ZM216 48V47H215ZM244 48V49H243ZM51 49V48H50ZM57 49V48H55ZM60 49V48H59ZM57 49V50H59ZM91 49V48H90ZM89 49V50H90ZM136 49V48H135ZM134 49V50H135ZM141 49V48H140ZM147 49V48H146ZM183 49V48H182ZM195 49V48H194ZM226 49V48H225ZM254 49V50H253ZM16 50V49H15ZM52 50V49H51ZM93 50V49H92ZM91 50V52H92ZM96 50V49H95ZM105 50V49H104ZM110 50V48H109ZM175 50V49H173ZM172 50V51H173ZM186 50V49H184ZM183 50V51H184ZM188 50V49H187ZM186 50V51H187ZM199 50V48H198ZM217 50V49H216ZM235 50L237 51V55L236 54H233L235 52ZM240 50H242V52H240ZM257 50V51H256ZM18 51V50H17ZM17 51H13L14 54H12V57L14 58L13 55L17 56V61H18V55L16 54ZM60 51V50H59ZM58 51V52H59ZM62 51V50H61ZM124 51V49H123ZM153 51V50H152ZM169 51V50H168ZM179 51V50H178ZM189 52L191 50H188ZM202 51V50H200ZM208 51V50H207ZM207 51H206V56L209 55L207 54ZM222 51H225V50H222ZM33 52V51H31ZM56 52V51H55ZM67 52V51H66ZM85 52V51H84ZM143 52V51H141ZM149 52V50H148ZM162 52V51H161ZM177 52V51H176ZM175 52V53H176ZM187 52V53H189ZM216 52H219V49L218 51ZM214 50H211V53L212 55H216V53ZM241 53V54H238V53ZM258 52V56L257 54H252V53H257ZM65 53V52H64ZM107 53V52H105ZM126 53V52H124ZM151 54V52H149ZM174 53V54H175ZM186 53V54H187ZM192 53V51H191ZM210 53V54H211ZM236 53V52H235ZM259 53H263V54H259ZM19 54V58L21 57L20 55L21 52L18 53ZM27 54V53H26ZM36 54V53H35ZM38 54V53H37ZM95 54H97L95 52ZM94 54V55H95ZM127 54V53H126ZM132 54V52H131ZM153 54V53H152ZM156 54V53H155ZM154 54V55H155ZM177 54V53H176ZM175 54V55H176ZM205 54V53H203ZM201 53V55H203ZM226 55H221V58H225L226 57H229L227 55V53H225ZM247 56H246V55ZM30 54H28L29 56ZM39 55V54H38ZM69 55V54H68ZM124 55V54H123ZM157 56L159 54H156ZM161 55V54H160ZM180 55V54H178ZM188 55V54H187ZM192 55V54H191ZM196 55V53H195ZM199 55V57L201 56ZM234 55V56H233ZM241 55V57L239 56ZM89 56V55H88ZM121 56V55H120ZM140 56L142 57V55L140 54ZM156 56V57H157ZM177 56V55H176ZM182 56V55H180ZM179 56V57H180ZM189 56V55H188ZM186 56V57H188ZM205 56V55H204ZM253 56V57H252ZM23 57V56H22ZM36 57V56H35ZM81 57V56H80ZM85 57H86V54H85ZM92 57V56H91ZM98 57V56H96ZM109 57V56H108ZM130 57V56H129ZM154 57V56H153ZM165 57V56H164ZM178 57V58H179ZM185 57V56H184ZM185 57V58H186ZM211 57V56H210ZM260 57V58H261ZM30 58V57H29ZM58 58V56H57ZM61 57H59L60 59ZM63 58V57H62ZM61 58V59H62ZM99 58V57H98ZM155 58V57H154ZM154 58H151L154 60ZM159 58V57H158ZM218 59V61H222V59H220V57H216ZM215 58V59H216ZM249 58V59H248ZM257 58H256V62L258 63H254L253 66H252V62H249V64L246 65V63H242L240 65H237L235 64V67L237 69L235 70H239V67L241 66H244L243 64L246 65V69L245 71H243L244 74H242V70L239 72L240 75H239V72H238V75L237 73L235 74V70H234V67L233 68V73L230 74V76H233V77H228L229 78V82L227 80L228 83H230V89H229V84L228 86H226L225 88L229 89V90H233V91H239L237 93L233 92V93H230L229 90L227 89H224L223 87V92L221 90L216 91L217 89H214L212 91L211 88H206L205 85H214L215 87L219 85H222V83L226 82L224 81L223 79V82L220 81L221 78L220 77H223L225 78L224 76L226 75V73H231L232 70H228V67H224L225 70H228V71H221V69H219L220 71H218V68L219 66L216 67V71H214L213 66H209L206 64V60L208 58H205V59H202L204 61V64H201L199 66H197L199 69V75H203L202 73H204L205 71L208 72V68L211 69L212 73L211 75H213L214 73V77H212V79L214 80L215 78V75H218L219 74V78L218 76L216 77V83L215 80L211 81L210 77L211 75L209 76L208 80L213 83L211 84L209 81L208 83H204L203 84V81L200 80V77L201 76H195L193 73L194 71H191L192 68H195L194 65L192 66L191 68V62L188 63L189 66H187L188 64L186 63V67H188V70L187 68L185 67V64H184V68L185 69H182V64H180L181 62L180 61H176L179 63L178 67L180 69V72L182 70L181 73H185L184 74H181V77H183L182 79H184V83L185 81H188L189 85L191 86L192 85V82L195 80V82H193V85L194 86L193 88H200V91H204L203 93L204 94H200L199 93V98L196 100H198V103L201 102V105H199V107L197 108V113L201 116V119H200V124L199 126H196L195 129L193 128V126L189 125L188 126H182V125H179L176 121L175 122H172L171 117L169 119V123L171 124L172 123H177L176 126H173V128L171 126H169V124L167 122V127H166V130L164 131V134L162 137H158L156 136L155 134L153 135L151 130H149L148 128L145 127V131L148 133L149 135V140H151L149 146L152 147V149H156L158 151L157 153V156L156 158H158L159 160H164L167 161V160H172L174 159L183 169H187L186 167L188 166L187 164H189L186 160V155L187 153H185V151H191V150H197V147L200 146V147H203V150H201L202 152V155L200 157V159L194 157V160H196V163H193V165L190 166V168H192V170H197V171H202L204 172V176L202 175V178L201 180H203V185H206L207 183H211L212 185V193L216 198L217 196L219 195L220 197H226V199L230 202H236V199H237V191H240L243 189V192H245V194L247 193L245 190L250 189L251 192H252V198L250 197L251 199V204H250V200L248 199L249 201V204L251 205V207H253V210L256 212L255 208L256 207L258 209V204L261 203V205L264 207V68L262 66V69L258 71H255L256 69H259L260 66L262 64H264V62L261 60V62L257 61ZM37 59V58H36ZM93 59V58H92ZM97 59V58H95ZM109 59V58H107ZM123 59V58H121ZM134 59V58H132ZM145 59V58H144ZM160 60L163 59L162 57L159 58ZM211 59V58H210ZM214 59V57L212 58ZM223 59V60H225ZM232 59V58H231ZM245 59V61H246ZM58 60V59H57ZM64 60V59H63ZM62 60V61H63ZM89 60V59H88ZM131 60V59H130ZM146 60V59H145ZM199 60V58H198ZM201 60V61H202ZM22 61V60H20ZM35 61V60H34ZM69 61V60H68ZM84 61V60H83ZM95 61V60H94ZM100 61V59H99ZM117 61V60H116ZM122 61V60H121ZM163 61V60H161ZM167 63L169 64L168 60H166ZM195 61L196 63V60H193ZM202 61V63H203ZM235 61V60H234ZM38 62V61H36ZM59 62V61H58ZM64 62V61H63ZM96 62V61H95ZM98 62V60H97ZM110 62H111V59H110ZM110 62H108L110 64ZM129 62H133V61H129ZM143 62V61H142ZM146 62V61H145ZM185 62V61H184ZM186 62H187V59H186ZM189 62V61H188ZM227 62V61H226ZM239 62V61H238ZM254 62H255V59H254ZM48 63V62H47ZM93 63V62H92ZM114 63V62H113ZM155 63V60L153 61V64ZM157 63V62H156ZM165 63V62H163ZM177 63V64H178ZM198 63H201V62H198ZM251 63V64H250ZM20 64H24V63H20ZM40 64V62H39ZM90 64V63H89ZM99 64V63H98ZM116 64V63H115ZM125 65V63H122ZM135 64V63H134ZM139 64V63H138ZM197 64V63H196ZM97 65V64H96ZM101 65V64H100ZM120 65V64H119ZM131 65V64H130ZM129 65V66H130ZM151 65V64H150ZM222 65V64H220ZM140 66V65H138ZM149 66V65H148ZM152 66V65H151ZM156 67L158 66V69L161 68L160 65H155ZM160 66V67H159ZM206 66V69L205 67ZM209 66V67H208ZM225 66V64H224ZM228 66V65H227ZM39 67V66H38ZM61 67V66H60ZM62 67H63V64H62ZM113 67V66H112ZM121 67V66H120ZM143 67H146V66H143ZM150 67V66H149ZM196 67V68H197ZM201 67H204V68H201ZM215 67V66H214ZM240 67V68H241ZM245 67V66H244ZM24 68V67H23ZM129 69V67H126ZM139 68V67H138ZM152 68H154L152 66ZM221 68H223L221 66ZM243 68V67H242ZM63 69V68H62ZM97 69V68H96ZM113 69V68H112ZM142 69V67H141ZM151 69V68H150ZM162 69V70H161ZM160 70L162 72L164 67L162 66ZM167 69V66L166 68ZM202 69V70H201ZM205 69V70H203ZM117 70V69H116ZM132 70H135V69H132ZM155 70V69H153ZM152 70V71H153ZM190 70V71H189ZM197 70V71H198ZM244 70V69H243ZM63 71V70H62ZM65 71V70H64ZM110 71V70H109ZM107 72V68H106V72H107V76H111V72ZM143 71V70H142ZM149 71V69H148ZM169 72H171L170 70H167ZM166 71V72H167ZM185 71V72H184ZM187 72H191L190 74H187ZM196 71V73H197ZM200 71H203L202 73ZM210 71V70H209ZM220 73H218V72ZM17 72V75L19 76H16V73ZM158 72V71H157ZM164 72V73H166ZM168 72V73H169ZM178 72V71H177ZM214 72V73H213ZM217 72V73H216ZM258 72H259V76H258ZM25 73V72H24ZM39 73V72H38ZM131 73V72H130ZM136 73V71H135ZM167 73V74H168ZM209 73V72H208ZM206 73V74H208ZM225 73V74H224ZM257 73V74H256ZM26 74V73H25ZM28 74V73H27ZM46 74V73H45ZM118 74V73H117ZM124 74V73H123ZM132 74V73H131ZM138 74V73H137ZM152 74V72H151ZM151 74H149L151 76ZM160 74V73H159ZM170 74V73H169ZM222 74V76H221ZM236 77V79H240L243 78L246 74V76L248 77H251L253 76V74L255 76H253V79L252 80H248L246 78L248 77H244L247 81H244L241 80L244 84H240V85H244L243 87L242 86H239L241 88L237 86L233 87L232 88V82L235 81L233 78L234 75ZM252 74V76H251ZM30 75V74H29ZM66 77H67V74L65 73ZM126 75V74H125ZM139 75V74H138ZM146 75V74H145ZM177 75V74H176ZM183 75V76H182ZM189 75V76H188ZM198 75V73L196 74ZM237 75V76H236ZM244 75V76H242ZM25 76V75H24ZM36 76V75H35ZM42 76V75H41ZM90 76V75H89ZM117 76V75H116ZM121 76V74H120ZM136 76V75H135ZM149 76V78H150ZM170 76V75H169ZM175 76V75H173ZM172 76V77H173ZM187 76V78H186ZM191 76V77H190ZM207 76V75H206ZM205 76V77H206ZM207 76V77H208ZM18 77V78H17ZM56 77V76H55ZM69 77V76H68ZM67 77V78H68ZM139 77V76H138ZM146 77V76H145ZM153 77V76H152ZM156 77V76H154ZM168 77V76H167ZM178 77V76H177ZM180 77V76H179ZM190 77V78H189ZM197 77V78H194ZM206 77V78H207ZM255 77V78H254ZM31 78V77H30ZM43 78V77H42ZM126 78V77H124ZM136 78V77H135ZM171 78V77H170ZM185 78L187 80H185ZM191 78H193L191 80ZM204 78V77H203ZM206 78H204L203 80L205 81ZM220 79L218 81V79ZM227 78V77H226ZM233 79V81H231V79ZM19 79V80H18ZM22 79V80H21ZM25 79V78H24ZM69 79V78H68ZM109 79V78H107ZM127 79H129V77H127ZM138 79V78H137ZM140 79V78H139ZM144 79V78H143ZM146 79V78H145ZM173 79H176V77ZM180 79V78H179ZM26 84H28V93H27V89L25 88V85L22 84V82ZM44 80V79H43ZM72 80V79H71ZM115 80V79H114ZM123 80V79H122ZM150 80V79H149ZM148 80V81H149ZM162 80V79H161ZM167 80V79H166ZM199 80V81H197ZM226 80V79H225ZM255 80V81H254ZM120 81H121V77H120ZM119 81V83H121ZM137 81V80H136ZM147 81V80H146ZM145 81V82H146ZM152 81V80H150ZM149 81V82H150ZM154 81V80H153ZM174 81V80H172ZM181 81V80H180ZM253 81V82H252ZM70 82V80L68 81ZM91 82V81H90ZM130 82V81H129ZM199 83V84H196ZM207 82V81H206ZM240 81H238V84H239ZM241 82V83H242ZM247 82V83H246ZM251 82V83H249ZM89 83V82H88ZM132 83V82H131ZM152 83V82H150ZM172 83V82H171ZM215 83L217 85H215ZM223 83V84H224ZM235 83V82H234ZM234 83H233V86H234ZM116 84V83H114ZM137 82L136 83H133L131 84L133 86V88L135 87V91H139L138 90V87H137ZM140 84V83H139ZM154 84V83H153ZM187 84V83H186ZM184 84V85H186ZM120 85V84H118ZM141 85V84H140ZM160 85V84H159ZM182 85V84H181ZM202 85L205 86L202 87ZM226 84H224L225 86ZM42 86V85H41ZM121 86V85H120ZM123 86V85H122ZM168 86V85H167ZM187 86V85H186ZM191 86V87H192ZM73 88V86H71ZM124 87V86H123ZM137 87V88H136ZM188 87V86H187ZM214 87V88H215ZM220 87V86H219ZM237 87L238 90H234L235 88ZM82 88H85V87H82ZM94 88V87H93ZM143 89V87H141ZM148 88V87H147ZM167 88V87H166ZM171 88V87H170ZM181 88V87H180ZM221 88V87H220ZM43 89V88H42ZM119 89V88H118ZM152 89V87H151ZM205 89V90H204ZM86 90V89H85ZM117 90V89H116ZM124 90V89H123ZM147 90V89H146ZM145 90V91H146ZM149 90V89H148ZM167 90V89H166ZM165 90V91H166ZM172 90V89H171ZM193 90V89H191ZM199 90V89H197ZM209 90H211L212 92H209ZM226 90V92L224 91ZM38 91V92H37ZM119 91V90H118ZM126 91V90H124ZM134 91V89H133ZM133 91H131L133 93ZM150 91V90H149ZM155 91V90H154ZM177 91V90H176ZM194 91V90H193ZM228 91V92H227ZM141 91H139L140 93ZM156 92V95L155 96H158V95H163V90L162 88H157V90L155 91ZM209 92V93H208ZM45 93V92H44ZM49 93V91H48ZM121 93V92H120ZM130 93V92H129ZM142 93V92H141ZM144 93V92H143ZM170 93V92H169ZM186 93V91H185ZM184 93V94H185ZM75 94V93H74ZM118 94V93H117ZM150 94H151V91H150ZM165 94V93H164ZM176 94V93H175ZM31 95V96H30ZM80 95V94H79ZM93 95V94H92ZM129 95V94H128ZM131 95V94H130ZM141 95V94H140ZM146 95V94H145ZM145 95L144 96H141L142 99L145 98ZM152 95V94H151ZM151 95H149V98L151 101L150 103L152 104H156L154 101H152V98L150 97ZM186 95V98L191 99V94L188 92L185 94ZM50 96V95H49ZM127 96V95H126ZM134 96V94H133ZM132 96V98H133ZM137 96V95H136ZM153 96V95H152ZM179 96V95H178ZM45 97V96H44ZM75 97V96H74ZM120 97V96H119ZM122 97V96H121ZM154 97V96H153ZM174 97V96H172ZM86 98V97H85ZM101 98V97H100ZM148 98V99H149ZM155 98V97H154ZM176 98V97H175ZM180 98V96L178 97ZM37 99V97H36ZM45 99V98H44ZM87 99V98H86ZM122 99V98H120ZM127 99V98H126ZM156 99V98H155ZM168 99V98H167ZM166 99V100H167ZM170 99V98H169ZM168 99V100H169ZM201 99V100H199ZM88 100H89V97H88ZM128 100V99H127ZM133 100V99H132ZM139 100V98H138ZM145 100V99H144ZM164 100V98H163ZM173 100V99H172ZM184 100V99H183ZM41 101V100H40ZM51 101V100H50ZM120 101V100H119ZM129 101V100H128ZM156 101V100H155ZM158 101V100H157ZM180 101V100H179ZM190 101V100H189ZM134 102V101H133ZM139 102V101H138ZM145 103H148V101H144ZM161 102V101H160ZM167 102V101H166ZM183 102V101H182ZM185 102H187L185 100ZM191 102V101H190ZM190 102H187L186 106L185 107V110H182L184 111V113H191V111L193 110V107L191 105H189ZM38 103V102H36ZM159 103V102H158ZM165 103V101L163 102ZM77 104H78V101H77ZM106 104V103H105ZM121 104V103H120ZM119 104V105H120ZM170 104V103H169ZM49 105V104H48ZM80 105V104H79ZM95 105V104H94ZM128 105V104H127ZM147 105V104H146ZM162 106L160 108H162L161 110L158 108L159 106ZM173 105H176V104H173ZM38 106V105H37ZM43 106V105H42ZM52 106V105H51ZM99 106V105H98ZM121 106V105H120ZM131 106V105H130ZM147 106H150L149 104ZM157 106L156 108H158L157 110H160L161 112L163 110H165L163 107L164 105H162L161 103L158 105H155ZM172 106V103L170 105V107ZM177 106L178 103H177ZM169 107V106H167ZM182 107V106H181ZM181 107H179L181 109ZM43 108V107H42ZM49 108V107H48ZM81 108V107H80ZM79 108V109H80ZM122 108H123V105H122ZM121 108V109H122ZM57 109V108H56ZM152 110L157 111L155 109V107H152L150 108ZM169 109V108H168ZM174 109V108H173ZM183 109V108H182ZM101 110V109H100ZM123 110V109H122ZM147 110V109H146ZM11 111H13V114L14 116L17 118V119H13L12 117V113ZM43 111V110H42ZM51 110H49L50 112ZM83 111V109H82ZM97 111V110H96ZM104 111V110H103ZM102 111V112H103ZM131 111V110H130ZM132 111H133V114L136 116L137 114H141L140 111H141V106L139 105H134L133 108H132ZM149 111V110H148ZM160 111H157L158 113ZM169 111V110H168ZM84 112V111H83ZM123 112V111H122ZM127 112V111H126ZM173 112L175 113V111L173 110ZM48 114V112H46ZM51 113V112H50ZM54 113V112H53ZM56 113V112H55ZM86 113V112H85ZM129 113V111H128ZM162 113H167L166 111L162 112ZM183 113V114H184ZM127 114V113H126ZM169 114V113H168ZM171 114V112H170ZM169 114V115H170ZM39 115H40V112H39ZM54 115V114H53ZM152 115V113H151ZM156 115V114H155ZM160 115V114H159ZM167 115V114H166ZM164 115L166 117V119L168 120L167 116ZM190 115V114H189ZM193 115V114H192ZM191 115V116H192ZM44 116V115H43ZM56 116V115H55ZM71 116V115H70ZM85 116V115H84ZM87 116V115H86ZM85 116V117H86ZM148 116V115H147ZM153 116V115H152ZM157 116V115H156ZM161 116V115H160ZM174 116V115H173ZM175 116L177 117L178 116V113H175ZM175 116H174V119H175ZM45 117V116H44ZM49 117V116H47ZM57 117V116H56ZM94 117V116H93ZM109 117V116H108ZM143 117V116H142ZM182 117V116H181ZM180 117V118H181ZM187 117V116H186ZM210 117V118H208ZM89 118V117H88ZM144 118V117H143ZM147 118V117H146ZM159 118V116H158ZM190 118V116H189ZM188 118V119H189ZM51 119V117H50ZM49 119V120H50ZM99 119V118H98ZM145 119V118H144ZM152 119V118H151ZM160 119H162V116L160 117ZM165 119V118H164ZM173 119V121H174ZM191 119V118H190ZM189 119V120H190ZM87 120V118H86ZM89 120V119H88ZM132 120V118H131ZM156 120H158L156 118ZM179 120V118L177 119ZM196 120V119H195ZM42 121H43V117H42ZM58 121V120H57ZM91 121V120H90ZM148 121V120H147ZM152 121V120H151ZM161 121V120H160ZM159 120L157 122H160ZM163 121V120H162ZM52 122V121H51ZM59 122V121H58ZM100 122H101V119H100ZM150 122V121H148ZM197 122V121H196ZM45 123L46 125L48 126V128H52V124L48 121V119L45 117ZM112 123V121L110 122ZM151 123V122H150ZM162 123V122H161ZM164 123V121H163ZM180 123V122H179ZM181 123H184L181 122ZM86 124V122H85ZM87 124L88 121H87ZM91 124V123H90ZM88 125V127H92V124L91 125ZM135 124V123H133ZM148 124V123H147ZM118 125V124H117ZM120 125V124H119ZM156 125V123H155ZM184 125H186L184 123ZM44 126V125H43ZM41 127V128H40ZM54 127V126H53ZM63 127V126H62ZM95 127V126H94ZM91 129V130H95V129ZM100 127V126H99ZM149 127V126H148ZM64 128V127H63ZM119 128V126H118ZM126 128V127H125ZM138 128V127H136ZM53 129V128H52ZM143 129V127H142ZM13 130H20L22 133V135L20 136L19 134H14ZM45 130V129H44ZM86 130V129H85ZM124 130H127V129H124ZM55 131V130H54ZM103 131V130H102ZM101 131V132H102ZM138 131V130H137ZM13 132V133H12ZM48 133V131H46ZM87 132V131H85ZM107 132V131H106ZM105 132V133H106ZM104 133V134H105ZM109 133V132H108ZM141 133V132H140ZM175 133H176V136H175ZM2 134V133H1ZM14 134V135H13ZM96 136H93L91 138H94L95 140H99V137L97 136V133L95 132ZM103 134V135H104ZM115 134V133H114ZM50 135V134H49ZM55 135V134H54ZM107 135V134H106ZM144 135V134H143ZM51 136V135H50ZM102 136V135H101ZM10 137V136H9ZM10 138V139H12ZM43 140L44 139V136L42 137ZM46 138V137H45ZM109 140H113L115 137H110L109 135ZM147 138V137H146ZM16 139V140H15ZM107 139V138H105ZM118 139V138H116ZM127 139V138H126ZM134 139V137H133ZM137 139V137H136ZM119 140V139H118ZM125 140V139H124ZM128 140V139H127ZM155 140V141H154ZM102 141V140H100ZM126 141V140H125ZM116 142V141H115ZM120 142V140H119ZM53 143V141H52ZM0 144V145H2ZM90 144L92 145V141L90 142ZM98 144V143H97ZM100 144H103L100 142ZM98 144V145H100ZM111 143L107 144L106 146V149H105V154L104 155H107L109 157H113L115 154H116V151H115V147H111L110 145ZM121 144V142H120ZM130 144V143H129ZM141 144V143H140ZM239 144H248L249 146V152L248 154H245V157L248 156V161L250 160V162H247V164L245 165H241L239 166V169H238V172L236 173H231L230 171H226L223 166H222V161L225 157H228L229 156H235V155H239L244 158V154H242V148H245V147H242L240 148L241 146H238ZM50 145V144H49ZM53 145V144H52ZM113 145V144H112ZM128 145V144H127ZM114 146H117V145H114ZM120 146V145H119ZM122 146V145H121ZM64 147V146H63ZM68 147V146H67ZM76 147V146H75ZM123 147V146H122ZM130 147V146H129ZM139 147V146H138ZM57 148V147H56ZM121 148V147H120ZM140 148V147H139ZM145 148V147H144ZM148 148V147H147ZM64 149V148H63ZM66 149V148H65ZM77 149V148H76ZM118 149V147H117ZM150 149V148H149ZM148 149L147 153L150 151ZM79 150V149H78ZM2 149L0 150V153H1ZM130 151V150H128ZM156 151V152H157ZM198 151V150H197ZM3 152V151H2ZM46 152V151H45ZM62 152V151H61ZM132 152L134 153V156L136 158V160H140L141 158V152L135 147ZM145 152V150H144ZM154 152V153H156ZM55 153V152H54ZM56 154V153H55ZM122 154H125V153H122ZM151 154V153H150ZM116 156V155H115ZM126 157V155H124ZM237 157V156H236ZM46 158V157H45ZM108 158V157H106ZM106 158H103V159H106ZM145 158V157H144ZM146 158L148 161L150 160H154L152 158V156L150 155H146ZM196 158V159H195ZM82 159V158H81ZM114 162L117 161V162H120L119 159H113L111 158ZM125 159V158H124ZM198 159V160H197ZM231 159V158H230ZM240 159V158H239ZM245 159V158H244ZM127 160V159H126ZM226 160V159H225ZM238 160V159H237ZM236 160V161H237ZM246 160V159H245ZM244 160V161H245ZM128 163L129 160H127ZM170 162V161H169ZM240 162V161H239ZM43 163V162H42ZM147 163V162H146ZM161 163V162H160ZM167 163V162H166ZM165 163V164H166ZM238 163V162H237ZM131 164V163H130ZM145 164V163H144ZM164 164V165H165ZM229 164V163H228ZM236 164V163H235ZM152 165V164H151ZM171 165V164H170ZM190 165V164H189ZM238 165V164H237ZM156 166V164H155ZM230 166H232L230 164ZM226 167V166H225ZM228 167V166H227ZM180 168V167H179ZM189 168V166H188ZM230 168V167H229ZM135 170V168H134ZM139 170V169H137ZM234 170V169H233ZM109 171V170H108ZM115 171H116V168H115ZM142 172V171H140ZM186 173V171H185ZM192 173V172H190ZM79 174V173H78ZM193 174V173H192ZM91 175V174H90ZM136 175V174H135ZM184 175V174H183ZM239 175V176H238ZM75 176V175H74ZM86 177V176H85ZM138 177V176H136ZM140 177V176H139ZM150 177V176H148ZM188 177V176H187ZM201 177V176H200ZM76 178V177H75ZM142 178V177H140ZM184 178V177H183ZM190 178V177H189ZM145 179V178H144ZM159 179V178H158ZM163 179V178H162ZM186 179V178H185ZM193 179V178H191ZM64 180L66 181V183H62V184H67V183H76L74 182V180H72L71 178H64ZM194 180V179H193ZM197 180V179H196ZM58 181V180H57ZM99 181V180H97ZM141 181V180H140ZM56 182V181H55ZM91 182V181H90ZM143 182V180H142ZM168 182V181H167ZM193 181H191L192 183ZM79 183V182H78ZM101 183V182H100ZM201 183V182H200ZM229 183V184H227ZM194 184V182H193ZM192 184V185H193ZM76 185V184H75ZM83 185V184H82ZM90 185V184H88ZM106 185V184H105ZM118 185V184H117ZM120 185V184H119ZM118 185V186H119ZM210 185V186H211ZM55 186V184H54ZM93 186V185H92ZM97 186V185H96ZM109 186V185H108ZM113 186V185H112ZM149 186V184H148ZM178 186V185H177ZM185 186V185H184ZM196 186V185H195ZM111 187V186H110ZM188 187V186H187ZM190 187V186H189ZM194 187V186H192ZM55 188V187H54ZM67 188V187H65ZM102 188V187H101ZM157 188V187H156ZM166 188V187H165ZM163 188V189H165ZM204 188V187H203ZM53 189V187H52ZM51 189V191H53ZM56 189H59V187ZM61 189H64L61 188ZM145 189V188H144ZM187 189V188H186ZM202 189V188H201ZM74 190V189H72ZM80 190V189H79ZM114 190V189H113ZM154 190V189H153ZM157 190V189H156ZM182 190V189H181ZM191 190V189H190ZM197 190V189H196ZM211 190V189H209ZM82 191V190H81ZM159 191V190H158ZM183 191V190H182ZM186 191V190H185ZM195 191V190H194ZM199 191V190H198ZM59 192V191H58ZM57 192V193H58ZM72 192V191H71ZM92 192V191H91ZM99 192V191H98ZM117 192V191H116ZM137 192V191H136ZM156 192V191H155ZM154 192V193H155ZM184 192V191H183ZM187 192V191H186ZM184 192L185 194H187L188 196H190V192L189 193H186ZM60 193V192H59ZM58 193V194H59ZM74 193V192H72ZM76 193V192H75ZM85 193V192H84ZM89 193V192H88ZM106 193V192H105ZM114 193V192H113ZM171 193V192H170ZM240 193V192H239ZM82 194V193H81ZM86 194V193H85ZM92 194V193H91ZM99 194V193H98ZM121 194V193H119ZM125 195V193H123ZM162 194V193H161ZM200 194V193H199ZM253 194L255 197H253ZM261 196L260 198V202H258L256 199V196L257 195ZM57 195V194H56ZM65 198H64V196ZM80 195V196H79ZM96 195V194H95ZM104 195V194H103ZM183 195V193H182ZM196 195V193H195ZM202 195V194H201ZM248 195V193L246 194ZM102 196V195H100ZM115 196V195H114ZM119 196V195H118ZM127 196V195H126ZM179 196V195H178ZM194 196V195H193ZM191 196V198L193 197ZM249 196V195H248ZM248 196H244L246 198H248ZM60 197V196H59ZM182 197V196H181ZM187 197V196H186ZM211 197V196H210ZM209 197V198H210ZM219 197V198H220ZM56 198V199H55ZM107 198V197H106ZM125 198V196H124ZM164 198V197H163ZM194 198H197V197H194ZM256 202L253 203L255 200ZM96 199V200H95ZM176 199V198H175ZM188 199V198H187ZM198 199V198H197ZM218 199V198H217ZM239 199V197H238ZM119 200V199H118ZM170 200H173L172 198ZM195 200V199H194ZM220 200V199H218ZM63 201V202H62ZM124 201V200H123ZM145 201V200H144ZM192 201V199H191ZM200 201V200H199ZM205 202V204H207L208 206L211 204L210 207H215L212 205V203L208 204L207 201L203 200ZM222 203L224 201L220 200ZM60 202V203H59ZM62 202V203H61ZM120 202V201H119ZM149 202V201H148ZM146 202V203H148ZM201 202V201H200ZM71 203H74V206L73 207H69L68 205H70ZM123 203V202H122ZM121 203V204H122ZM129 203V202H128ZM64 204V205H63ZM132 204V203H131ZM153 204V203H152ZM216 204V203H215ZM227 204V203H226ZM232 204V203H230ZM156 205V204H155ZM161 205V204H160ZM192 205V204H191ZM190 205V206H191ZM196 205V204H195ZM194 205V206H195ZM223 205L225 206V203H223ZM63 206H67V207H63ZM124 206V205H123ZM176 206V205H175ZM200 206V205H198ZM204 206V204H203ZM202 206V207H203ZM222 206V205H221ZM223 206V207H224ZM238 206H239V203H238ZM109 207H113L112 211ZM126 207V206H125ZM172 208V206H170ZM205 207V206H204ZM226 207V206H225ZM240 207V206H239ZM129 208V207H127ZM146 208V207H145ZM198 208V207H197ZM206 208V207H205ZM219 208V207H218ZM227 208V207H226ZM125 209V208H124ZM130 209V208H129ZM133 209V208H132ZM149 209V208H148ZM195 209V208H193ZM203 209V208H202ZM212 209V208H211ZM222 209V207H221ZM220 209V210H221ZM235 209V208H234ZM122 210V209H120ZM126 210V209H125ZM204 210V209H203ZM208 210V209H207ZM226 210V209H225ZM22 211L23 213L25 214H20L19 212ZM129 211V210H128ZM135 212V210H133ZM132 211V212H133ZM152 211V210H151ZM155 211V210H153ZM181 211V210H180ZM199 211V210H198ZM202 211V210H201ZM206 211V209H205ZM211 211V210H210ZM221 211H224V210H221ZM245 211V210H244ZM260 211V210H259ZM16 212V213H15ZM158 212V211H157ZM200 212V211H199ZM224 211L221 212L223 213L224 215H228V217H232L233 219L235 218L233 217V215H229L228 212ZM235 211H232L231 214H234ZM237 212V211H236ZM14 213L17 215V218H19L18 216L20 215V217L24 216V215H28L30 216L31 218H29V222H30V225L29 223H27V226L30 228L31 226V229L29 230V228L27 229V227L24 225L25 228V232L23 233V235H21L20 233H22V231L24 230V228H21L20 226H17L18 228H21L20 231H16L20 236H17L18 234H14L12 233V228H15L16 226L14 225H9L10 223H8V225L6 224L7 222H10V220L12 221V214L14 215ZM129 213V212H128ZM205 213V212H203ZM212 213V212H211ZM239 213V211H238ZM261 213H263L261 211ZM19 214V215H18ZM159 214V213H158ZM169 214H172V213H169ZM206 214V213H205ZM26 215V216H27ZM137 215L138 212H137ZM160 215V214H159ZM188 215V214H187ZM250 215V214H249ZM260 215L259 213H257V216ZM144 216V215H143ZM209 216V215H208ZM240 216V215H239ZM248 216V215H247ZM14 218L16 216H13ZM137 217V216H136ZM148 217V216H147ZM165 217V215H164ZM243 217V216H242ZM260 217V216H259ZM9 218V219H8ZM11 218V219H10ZM13 218V219H14ZM141 218V217H140ZM150 218V217H149ZM160 218V217H159ZM167 218V217H166ZM169 218V217H168ZM225 218V217H224ZM227 218V217H226ZM241 217L238 218L237 216V220L240 221L239 223H242L243 220L242 218L240 219ZM257 218V217H256ZM261 218V217H260ZM20 219V218H19ZM24 219H27V218H24ZM201 219V218H200ZM248 219V218H247ZM127 220V219H126ZM160 220V219H158ZM256 220V219H255ZM16 222H18V219L16 221V218L14 220ZM28 221V220H26ZM60 221H65V225H63V229L66 228L63 230V231H57L56 230V225L57 223H59ZM134 221V220H133ZM137 221V220H136ZM142 221V220H141ZM151 221V220H150ZM258 221V220H257ZM21 220L18 222L19 224H21L22 226V223ZM245 222V221H244ZM16 223V224H18ZM32 223V224H31ZM130 223V222H129ZM147 223V221L145 222ZM251 223V222H250ZM134 224V223H133ZM141 225V223L137 222L135 223V225L138 226ZM152 224V223H151ZM143 225V224H142ZM153 225V224H152ZM176 225V224H175ZM225 225V224H224ZM244 225V223H243ZM252 225V224H250ZM14 226V227H13ZM157 226V225H156ZM159 226V225H158ZM177 226V225H176ZM180 226V225H179ZM178 226V227H179ZM59 227V226H58ZM162 227V226H161ZM182 227V226H181ZM164 228V227H163ZM255 228V227H254ZM23 229V230H22ZM150 229V227H149ZM192 229V228H191ZM190 229V230H191ZM198 229V228H196ZM61 230V229H60ZM151 230V229H150ZM167 230V228H166ZM169 230V229H168ZM171 230V229H170ZM189 230V229H188ZM156 231V230H155ZM179 231V230H178ZM187 231V229H186ZM244 231V230H243ZM158 232V231H156ZM210 232V231H209ZM241 232V231H240ZM160 234H162L161 232H159ZM164 233V232H163ZM172 233V232H171ZM188 233V232H187ZM254 233V232H253ZM156 234V235H155ZM236 234V233H234ZM151 235V237H149ZM170 235V233H169ZM179 235V234H178ZM177 235V236H178ZM161 236V237H160ZM172 237H175L173 235H171ZM167 237V236H166ZM163 237L162 241H161V244L160 245H167L169 244V239L168 237ZM180 237V236H179ZM184 237V236H183ZM216 237V236H215ZM249 237V236H248ZM251 237V236H250ZM249 237V238H250ZM253 237V236H252ZM176 238V237H175ZM229 238V237H228ZM248 238V239H249ZM183 239V238H182ZM199 239V238H198ZM177 240V239H176ZM202 240V239H200ZM206 240V239H204ZM213 240V239H212ZM218 240V239H217ZM254 240V239H253ZM252 240V241H253ZM157 241V240H156ZM154 241V242H156ZM203 241V240H202ZM207 241V240H206ZM226 241V240H225ZM197 242V241H196ZM220 242V241H219ZM251 242V241H249ZM255 242V241H254ZM258 242V241H257ZM179 242H177V245H178ZM229 243V242H228ZM158 244V243H157ZM204 244V243H203ZM214 244V243H213ZM231 244V243H230ZM230 244H229V247H230ZM183 245V244H182ZM209 245V244H208ZM207 243H206V246L208 247ZM217 245V244H216ZM225 245V244H224ZM152 246V245H151ZM219 246V245H218ZM254 246V245H253ZM252 246V247H253ZM262 246V245H261ZM183 247V246H182ZM204 247V246H203ZM239 247V246H238ZM241 247V246H240ZM175 248V247H174ZM173 248V250H174ZM217 248V247H216ZM226 248V247H225ZM248 248V247H247ZM257 248V247H256ZM264 248V247H263ZM171 249V248H170ZM198 249V247L196 249H194L195 251ZM200 249V248H199ZM220 249V248H219ZM246 249V248H245ZM185 250V249H183ZM182 248L180 250L177 251L180 252L183 251ZM171 252L169 249L167 250V252ZM175 251V250H174ZM199 251V250H197ZM216 251V250H215ZM214 251V252H215ZM221 251V250H220ZM256 251V252H255ZM204 252V251H203ZM206 252V251H205ZM213 252V253H214ZM224 252V251H223ZM248 252H250L248 250ZM257 250L255 248H252V256H248L251 258V262L252 264H257V259H258V255H257ZM150 253H153L154 256H150ZM184 253V252H183ZM200 253V252H199ZM178 254V253H177ZM206 254V253H205ZM224 255V254H223ZM250 255V254H249ZM192 256V257H191ZM260 257H264V254H262ZM211 258V257H210ZM213 258V257H212ZM239 259L243 258L240 256L238 257ZM199 259V260H198ZM205 259V258H204ZM209 259V258H208ZM207 259V260H208ZM216 259V258H215ZM219 261H220V258H218ZM223 259V258H222ZM221 259V260H222ZM244 260L245 257L243 258ZM262 259V258H261ZM195 260V261H194ZM211 260V259H210ZM240 263L239 260L238 262L240 264H246L245 262ZM204 261V260H203ZM206 261V260H205ZM209 261V260H208ZM207 261V263H208ZM213 261V260H212ZM218 260L212 262V264H218V263H221L219 262ZM236 261V260H235ZM248 261L247 259V264H251V263H248L250 262ZM211 262V261H210ZM216 262V263H215ZM218 262V263H217ZM261 262V261H259ZM237 263V264H239ZM202 264V263H201ZM228 264V263H227ZM258 264H262V263H258ZM264 264V263H263Z\"/></svg>",
	"mask_w": 264,
	"mask_h": 264
}]
</instances>
